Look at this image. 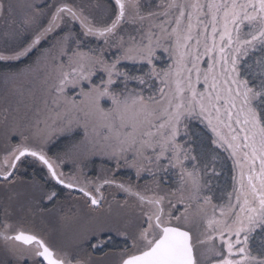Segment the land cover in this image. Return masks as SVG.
I'll return each instance as SVG.
<instances>
[{"label": "snow or ice", "instance_id": "6c2138e0", "mask_svg": "<svg viewBox=\"0 0 264 264\" xmlns=\"http://www.w3.org/2000/svg\"><path fill=\"white\" fill-rule=\"evenodd\" d=\"M0 20V264H264V0Z\"/></svg>", "mask_w": 264, "mask_h": 264}, {"label": "rangeland", "instance_id": "374dc122", "mask_svg": "<svg viewBox=\"0 0 264 264\" xmlns=\"http://www.w3.org/2000/svg\"><path fill=\"white\" fill-rule=\"evenodd\" d=\"M21 3L24 2V0H20ZM4 24L3 20H0V27H2ZM36 53H33L31 57H29L28 59H26L27 61H24V63H28L30 62V60L35 58ZM23 64L21 63L20 67L23 66ZM4 67H6V65H3ZM2 85H0V89H2ZM121 175H125L124 172H121ZM51 207V206H49ZM60 215V213H58L56 210H52L50 212H47L45 214L44 220H45V226L49 227L50 229L53 230V235L56 236L59 234L61 228H62V222L58 219V216ZM110 260V259H109Z\"/></svg>", "mask_w": 264, "mask_h": 264}, {"label": "trees", "instance_id": "16d2710c", "mask_svg": "<svg viewBox=\"0 0 264 264\" xmlns=\"http://www.w3.org/2000/svg\"><path fill=\"white\" fill-rule=\"evenodd\" d=\"M24 61H27V60H24ZM23 61V62H24ZM23 62H13L11 63L10 65L8 66H11V67H20L21 63L23 64ZM3 64H0V68H3ZM63 141H61L59 144H57L54 148H53V151H57V150H60L63 146ZM32 169H29V174L31 173Z\"/></svg>", "mask_w": 264, "mask_h": 264}, {"label": "flooded vegetation", "instance_id": "af4514ba", "mask_svg": "<svg viewBox=\"0 0 264 264\" xmlns=\"http://www.w3.org/2000/svg\"><path fill=\"white\" fill-rule=\"evenodd\" d=\"M97 256H99V253L96 254ZM111 260V257L107 258L105 261H104V264H109V261Z\"/></svg>", "mask_w": 264, "mask_h": 264}]
</instances>
